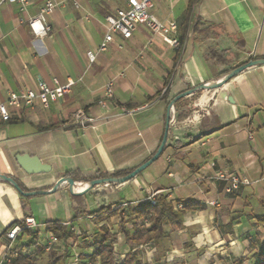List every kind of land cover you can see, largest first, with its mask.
I'll use <instances>...</instances> for the list:
<instances>
[{
	"label": "crops",
	"instance_id": "0c3cea01",
	"mask_svg": "<svg viewBox=\"0 0 264 264\" xmlns=\"http://www.w3.org/2000/svg\"><path fill=\"white\" fill-rule=\"evenodd\" d=\"M56 1L44 39L33 36L27 20L38 15L45 0H31L25 11L17 5L0 9V103L9 92L35 89L39 81L51 87L54 80L74 82L71 92L48 109H11V121L0 119V258L7 231L34 217L41 240L50 223H70L75 229V239L57 244L60 255L72 248L66 264H90L88 256L103 229L115 237L117 260L139 250L144 264H259L264 252V65L246 69L219 89L200 88L246 62L264 60V0H161L153 13L162 22L177 23L180 48L141 26L130 40L114 34L103 52L105 19L127 8V0ZM213 50L221 62L209 58ZM89 52H98L93 63ZM110 81L115 94L103 107ZM187 92L192 93L174 104V121L167 126L172 102ZM80 110L93 122L76 123L73 116ZM167 127L160 157L131 181L86 191L81 198L87 215L74 221L70 186L56 189L59 180L71 172L94 177L134 171L157 153ZM19 155L39 158L50 172L25 173ZM218 171L244 177L250 185L228 193L215 178ZM87 185L75 182L74 191ZM154 194L176 210L192 209L185 211L181 228L164 226L162 246L128 243L121 215L131 231L138 221L133 211ZM102 207L110 212L106 217L97 214ZM120 208L125 211L113 213ZM15 246L26 256L36 252L35 239L27 233Z\"/></svg>",
	"mask_w": 264,
	"mask_h": 264
},
{
	"label": "built area",
	"instance_id": "2783aa9c",
	"mask_svg": "<svg viewBox=\"0 0 264 264\" xmlns=\"http://www.w3.org/2000/svg\"><path fill=\"white\" fill-rule=\"evenodd\" d=\"M31 0H0V9L6 5H17L22 11H25L29 6ZM161 0H127V8L118 10L115 14L109 15L105 19L106 34L100 46L99 52L106 51L113 42L114 34H119L124 40L132 39L134 33L144 26L151 31L154 36L164 38L172 47L180 48L181 43L177 37L178 25L176 22H162L153 13L155 5ZM172 1V0H165ZM56 0H45L38 15L27 20V24L31 33L37 39H44L49 31L48 17L51 16L57 7ZM77 9H81L78 3H75ZM91 15L87 16V20ZM98 52H89L88 58L91 63L95 62ZM74 85L72 80L62 85L58 80H54V86L51 87L43 81H39L35 89H21L18 92H9L6 102L0 103V119L2 121H11V109L20 111L23 109H34L37 105L43 109H48L51 104L63 99L65 95L71 92ZM104 99L100 104L104 107L106 102L114 97V81H110L104 88ZM126 113L129 111L124 110ZM171 119L174 121L175 110L171 109ZM73 120L80 124L86 125L92 123L93 119L87 117L85 111L80 110L73 116ZM218 181L225 184V189L228 193L235 192L241 186H248L250 182L241 176L234 174H227L223 171H218L215 175ZM109 186V185H106ZM156 196L154 194L148 199L152 205H156ZM210 205H216L210 202ZM182 208V207H180ZM148 224L149 221L145 220ZM64 227L76 232L70 223H63ZM40 224L34 217H29L24 221V225L16 224L11 227L6 234L8 243L0 258V264H14L19 258L20 251L15 246V242L19 236L23 235L25 231L40 232ZM45 250L49 253L57 244L59 239L56 235L47 232L44 238Z\"/></svg>",
	"mask_w": 264,
	"mask_h": 264
},
{
	"label": "trees",
	"instance_id": "16d2710c",
	"mask_svg": "<svg viewBox=\"0 0 264 264\" xmlns=\"http://www.w3.org/2000/svg\"><path fill=\"white\" fill-rule=\"evenodd\" d=\"M188 15H190V11H188L187 16ZM216 54L217 53L214 50L210 51L209 58H215L217 62H221L222 56L219 55L220 57H218L216 56ZM249 62H246L242 66L248 64ZM132 172L133 171L121 172L110 176L103 174L96 175L94 177L80 176L76 173L71 172L67 174V179H72L74 182H84L86 184H89L98 180L125 177ZM73 200L75 201L77 207L74 221H77L81 217L87 215V212L84 210L85 207L81 196L73 195ZM156 201V205H152L147 201L142 204L139 209L133 211V214L136 215L138 221L134 224L131 231L126 229L125 219L121 215L120 228L128 243L135 245L151 244L155 247L162 246L166 235L164 226L170 224L176 225L178 228H181L183 225V217L185 211L192 209L191 205H187L182 206L180 210H176L171 203H169L165 198L162 197L156 198ZM124 211V209L120 208L119 210H115L113 213H122ZM97 214L106 217L108 214H110V212L108 208L102 207ZM145 220H148L149 223L146 224ZM20 225H24V223H20ZM48 232L56 235L59 239V242L60 240L67 242L76 238L75 232L69 230L67 227H64L61 223L48 224ZM26 233L32 235L35 239L36 252L30 256L20 254L19 258H17L14 264H37V260L39 259V257L46 252L44 241H39V232L37 233L27 230L24 232V234ZM114 239L115 237L110 234L109 230L103 229L101 237L96 239L93 244L94 249L92 254L88 256V262L90 264H96L98 262L100 264H144L141 259L139 250L129 252L123 260H117L114 247ZM69 246L71 247V242ZM67 251L68 254L65 253L60 255L54 247L49 252V264H66V257L72 255V248H68ZM164 256L165 253L162 254V257ZM259 264H264V252L261 254V262Z\"/></svg>",
	"mask_w": 264,
	"mask_h": 264
},
{
	"label": "water",
	"instance_id": "95a60500",
	"mask_svg": "<svg viewBox=\"0 0 264 264\" xmlns=\"http://www.w3.org/2000/svg\"><path fill=\"white\" fill-rule=\"evenodd\" d=\"M258 65H264V60H258V61H252L249 62L248 64L241 66L235 70H233L231 73H229L223 80L215 83V84H211V85H204L201 86V90H212V89H219L222 86H224L226 83H228L229 81H231L233 78H235L236 76H238L240 73H242L243 71H245L246 69L253 67V66H258ZM192 92H187L184 93L180 96H178L171 104L170 108H169V115L167 118V126H169L170 120H171V109L173 108L174 104L176 103V101L190 95ZM167 138H168V127L166 130V134L164 137V140L160 146V148L158 149L157 153L145 164H143L142 166H140L139 168H137L136 170H134L132 173H130L129 175L125 176V177H121V178H115V179H106V180H98V181H94L92 183H89L85 189L75 192L74 191V186H75V182L72 179H67V178H62L59 180V182L56 185V189L63 183H67L70 186V191L72 195L75 196H81L83 194H85L86 191H88L91 188H94L95 186H99V185H117V184H124L128 181H131L132 179H134L136 176H138L139 174H141L145 169H147L152 163H154L162 154L165 145L167 143ZM17 162L19 164V166L24 170L25 173L29 174V175H33V174H45V173H49L51 170V167L49 165L43 164V162L37 158V157H31L29 155H19L17 156ZM6 181L10 182L11 184H13V186L19 191L21 192V194L29 196L31 194L28 193H24L20 186L18 185L17 182H15L13 179L11 178H4Z\"/></svg>",
	"mask_w": 264,
	"mask_h": 264
},
{
	"label": "rangeland",
	"instance_id": "374dc122",
	"mask_svg": "<svg viewBox=\"0 0 264 264\" xmlns=\"http://www.w3.org/2000/svg\"><path fill=\"white\" fill-rule=\"evenodd\" d=\"M39 241L42 242L40 237ZM55 248L58 249V246H55ZM37 264H49V253L45 252L43 255H41L37 260Z\"/></svg>",
	"mask_w": 264,
	"mask_h": 264
}]
</instances>
